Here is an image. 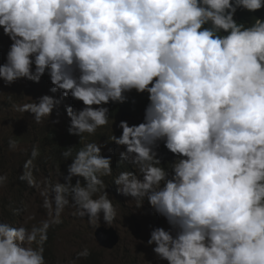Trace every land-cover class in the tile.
<instances>
[{
	"label": "clouds",
	"instance_id": "clouds-1",
	"mask_svg": "<svg viewBox=\"0 0 264 264\" xmlns=\"http://www.w3.org/2000/svg\"><path fill=\"white\" fill-rule=\"evenodd\" d=\"M261 10L264 0H0V33L11 41L0 80L46 76L62 94L14 110L42 124L63 98L83 105L65 107L67 132L83 145L61 153L66 174L58 166L55 181L37 179L38 146L24 162L18 178L39 191L46 216L0 221V264H46L49 229L65 210L93 226L114 222L109 142L131 166L114 177L117 191L137 209L147 201L168 225L146 241L157 261L264 264V15H249ZM133 91L147 94L143 120H121L117 136L107 105ZM110 122L104 142L85 139ZM161 142L174 157L166 164ZM90 254L85 247L77 259Z\"/></svg>",
	"mask_w": 264,
	"mask_h": 264
},
{
	"label": "rangeland",
	"instance_id": "rangeland-1",
	"mask_svg": "<svg viewBox=\"0 0 264 264\" xmlns=\"http://www.w3.org/2000/svg\"><path fill=\"white\" fill-rule=\"evenodd\" d=\"M11 41L0 33V64L5 62L6 53ZM52 87L49 77L43 76L39 83H34L26 79L16 81L10 86H5L0 80V175H7V182L0 186V221L18 226L25 221L30 226L31 223L38 222L45 218L46 212L41 207L42 198L39 191L28 187L26 182H18L19 175L23 169L26 159H28L31 149L34 146L41 147V141L52 127H62L65 122V108L58 105L49 121L36 124L31 118V114H21L14 110L13 105L29 102L31 97L36 99L44 94L51 95ZM52 126V127H51ZM114 130V127H113ZM115 135L119 136L114 130ZM102 134L101 141L104 142L111 134L112 130ZM86 136L88 134H85ZM88 137H91L88 135ZM14 138L18 144L16 149L9 147V139ZM109 142L108 145H110ZM106 147L103 149L106 150ZM118 156V155H117ZM42 159L35 161L37 179L48 177L55 181L57 178V168L59 164L53 162L42 163ZM122 164V163H120ZM113 169V176L107 177L105 182L109 186L107 191L113 197V203L117 205L118 215L112 224L105 223L102 219L97 225H90L87 218H77L65 210L62 223L54 225L49 229L48 240L44 245V256L46 264H167L166 261H157L152 251L153 246H146L150 231L153 227H168L165 219L158 216L145 201L142 208L137 209L135 202L122 196L117 191V186L112 183L115 176L120 171L131 169L126 162ZM61 172H64L60 167ZM75 182V178L73 180ZM113 187L116 189L114 193ZM129 199V200H128ZM19 210V211H17ZM34 216L35 220H28ZM7 218V219H6ZM143 227L141 235L136 234V224ZM99 225L114 226L120 235V242L113 250H106L100 247L95 238V230ZM143 241V242H142ZM87 247L90 255L87 258L77 259V253ZM145 254V257L143 255Z\"/></svg>",
	"mask_w": 264,
	"mask_h": 264
},
{
	"label": "trees",
	"instance_id": "trees-1",
	"mask_svg": "<svg viewBox=\"0 0 264 264\" xmlns=\"http://www.w3.org/2000/svg\"><path fill=\"white\" fill-rule=\"evenodd\" d=\"M249 15L250 16H252V15H255V16L264 15V10L258 11L254 14L250 13ZM52 95H54L58 99L61 98V96H62V94L60 92H57L54 94L52 93ZM127 95L129 97L128 102H126L124 104L107 105L110 109L111 117L114 118L116 121V124L113 125L114 130L117 131V133L119 135L121 134V130L116 125H118L121 120H126L129 122V124H138V123L142 122L143 115H144V109L148 103L147 94H137L135 91H133ZM71 100H72L71 97L63 98L61 100L60 105H62V107H64V108L68 105H71L77 109L83 107V105L81 103H79V106H77V102H73ZM68 126H69V118L67 117V115L65 116V122H64V125L62 127L61 126L60 127H52L51 126L52 128H50V130L47 132L46 136L43 137V140L40 143L41 144V147L39 148L40 155L36 159V161H38V159H42L43 160L42 163H45V164L49 163V162H53L54 165L59 164L60 167L63 169L64 174H66L67 165L71 163V160L65 162L62 155H61V153L66 150L65 147L73 146L76 144H77L76 148L83 146L82 143L78 144L79 137L70 136L68 134V132H67ZM109 129H111V122H110V125L108 127L98 129L94 135H91V137H88V135L86 136L84 134L85 139L89 140V141L95 140L96 142L98 140L101 141L103 135L100 133H104V131H105V133H107V130H109ZM33 144H34V146H36L35 142ZM1 149L2 148L0 146V153H2ZM119 150L122 151L123 149L120 148ZM158 153L162 159V163L166 164L167 162L174 159L172 154L167 151V149L164 147L162 142L159 145ZM103 154L106 156L110 155L112 157L113 169H116L118 166L124 167L122 164H124L125 162L122 163L120 161V157H119L118 151H117V145H115L114 143L111 142L110 145H108L106 147V150L103 151ZM120 163H122V164H120ZM106 178L107 177H105L104 179L106 180ZM18 182L21 183L24 181L19 180ZM113 190H114V193H116V189L114 187H113ZM86 264H92V263L87 262Z\"/></svg>",
	"mask_w": 264,
	"mask_h": 264
},
{
	"label": "water",
	"instance_id": "water-1",
	"mask_svg": "<svg viewBox=\"0 0 264 264\" xmlns=\"http://www.w3.org/2000/svg\"><path fill=\"white\" fill-rule=\"evenodd\" d=\"M138 233L141 232V225H137ZM97 243L106 249H113L120 241L119 235L114 228L98 227L95 231Z\"/></svg>",
	"mask_w": 264,
	"mask_h": 264
},
{
	"label": "bare ground",
	"instance_id": "bare-ground-1",
	"mask_svg": "<svg viewBox=\"0 0 264 264\" xmlns=\"http://www.w3.org/2000/svg\"><path fill=\"white\" fill-rule=\"evenodd\" d=\"M81 107V106H80Z\"/></svg>",
	"mask_w": 264,
	"mask_h": 264
}]
</instances>
